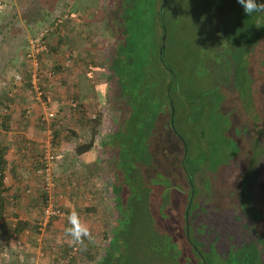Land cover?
Segmentation results:
<instances>
[{
    "label": "rangeland",
    "instance_id": "rangeland-1",
    "mask_svg": "<svg viewBox=\"0 0 264 264\" xmlns=\"http://www.w3.org/2000/svg\"><path fill=\"white\" fill-rule=\"evenodd\" d=\"M107 1L0 0V148L7 149L6 186H14L12 190L5 186L9 191L0 221L6 233H0V264H93L90 259L96 261L106 249L105 239L115 217L114 198L109 192L111 180L97 142L115 132L119 122L113 103H108L112 100L111 89L115 88L109 81L115 76L111 75L110 30L106 21L96 20L100 16L97 12L109 11ZM226 1L172 0V6L165 5L170 28L162 63L156 51L162 41L159 44L153 31L156 22L147 25L153 43L149 45L142 39L136 50L145 67L136 72L142 81L135 89H140L142 95L133 93L138 98L134 117L129 121L126 115L123 127H129L134 120L138 123L142 145L137 152L141 157L148 156L144 160L149 161L148 167L158 179L153 182L167 187L161 196L167 208L165 226L171 237L179 239L181 215L189 204L185 192L188 186L183 182L181 165L175 162L183 149L187 156L183 167L187 172L194 175V169H203L208 177L214 174L220 178L215 191L211 190V182L195 179L190 191V215L199 214L194 232L204 237L213 229L218 235L213 240L216 242L208 246L211 263L264 264V159L260 154L264 137L253 110L252 131L243 130L247 139L237 131L241 124L239 115L251 100L247 94L241 96V89L248 90L253 84L259 88V81L243 82L239 73L244 66L238 50L230 54L224 51L228 47V32L233 34L239 29L237 14L229 13ZM73 7L85 10L70 15ZM54 24L61 25L58 34ZM49 27L51 32L44 41L47 48L37 58L36 79L42 88V96L37 100L31 89L15 85L14 80L16 76L23 80L29 70H34L32 60H27L30 42ZM157 36L161 40L158 30ZM171 70L175 82L166 96L161 80H165L167 72L171 81ZM132 74L131 79L135 78ZM227 74L236 76V84H228ZM234 92L236 99L229 100ZM50 112L53 117L46 119ZM5 116L9 117L6 122ZM98 116L99 138H95L90 151L77 156L76 146L93 140L86 122L92 124ZM149 131L152 138L147 137ZM15 134L34 137L26 142H34L39 148L23 143L25 165L10 171L13 164L8 153L13 150ZM128 136L126 133L124 138ZM249 154L251 158L255 156L259 174L255 177L253 173L252 183L246 186L245 210L240 202L244 188L240 170L247 166ZM47 159L51 167L50 187H45L37 174ZM49 205L63 216L53 217L40 232L38 223ZM73 211L92 237L91 241L85 239L83 245L73 244L65 235V229L70 227L68 216ZM246 214L258 218L248 227L243 220ZM19 223H25L26 229L16 234L14 226ZM255 238L258 241L253 243ZM183 244L181 249L187 256L191 248ZM192 260L187 257L183 264H198L196 259Z\"/></svg>",
    "mask_w": 264,
    "mask_h": 264
},
{
    "label": "trees",
    "instance_id": "trees-1",
    "mask_svg": "<svg viewBox=\"0 0 264 264\" xmlns=\"http://www.w3.org/2000/svg\"><path fill=\"white\" fill-rule=\"evenodd\" d=\"M53 1L55 2V0ZM107 3L109 5V11L107 13L104 11L97 12L100 16L96 20L106 21L110 30V57L113 63L111 75L115 76L114 79H109V81L115 85V88L111 89L110 94L112 95V100H109L108 103H113L114 106L112 109H115L113 110L114 113L118 114L119 122L115 132L106 135L97 143L103 152L106 170L111 180L109 192L114 198L115 217L111 222L109 235L105 239L107 244L103 255L96 261L92 258L90 261H94L93 264H183V260H187L188 257V261L189 259H193L192 261L194 262L196 259L198 264H212L208 246L216 242H213V240H216L218 235H215L216 233L213 229L207 231L204 237H200L194 232V227L199 223V214L195 212L191 217V206L187 218H185V212L181 215L182 233L179 239L177 237L175 239L171 237V232L165 226L167 219L164 218V214L167 208L164 206L163 197L161 196L167 190V187L159 182H155L157 185L153 182L158 179L157 175H154L155 173L149 169V161L144 160L148 156L144 155V157H141L140 153L137 152L142 145L138 131L140 129L138 123H135L134 120V122L130 123L129 127H123V118L126 115L129 121L134 117L133 109H136L138 98L136 100L133 97V93L138 92V94L140 93L139 95H142L140 89H135L142 81L137 78L136 72L138 69L141 70L145 67L142 64L140 53L136 52V50L139 49V44L142 39H145L149 45L153 43L151 38L152 32L147 30V25H150L154 20L156 22L153 28L154 35L158 38L159 44H161V40L157 36V30L159 36H161L163 28L166 34L170 28L165 17L166 9L164 8L161 11L162 0H108ZM226 3L229 13L232 15L233 13L237 14L236 24L239 29L233 34L232 32H228V40H226L229 41L227 42L228 47L225 46L224 51L230 54L236 53L238 50L239 61L244 66L241 70L239 69L241 71L239 77H242L243 82L250 81V84H253L254 81L257 82V80L261 82L256 83L259 88L253 84L252 86L250 85V88L248 87V90L241 89V96L247 94L251 100L249 103L250 106L245 111H241L239 115L241 124L237 131L240 136H243L245 140L247 139V134L243 133V130L249 133L250 128H253L250 123L253 122L251 121L252 116L250 117V113L253 110V116L261 124V133L264 137V13H255L247 16L242 6L237 3V0H227ZM169 4L172 6V0L166 1L167 8ZM87 5L94 7V4L88 3ZM83 10H85L84 7H73L70 15L80 14ZM227 25L230 27V23H227ZM60 26L57 25L54 29V32H57V34L59 33L58 27L60 28ZM149 36L150 39L147 38ZM230 36L231 38H229ZM23 37H26V35L23 34ZM45 46L47 48L46 44ZM160 50L161 46H158V49H156L157 54ZM222 54L220 53L219 55ZM163 64H161L162 67ZM131 69L135 74L131 72ZM38 73L36 76H38ZM131 74L135 78L131 79ZM31 75L32 70H29L28 74L23 78V85H26V87L32 90ZM227 79L229 85H231V81H234L236 84L235 75L227 74ZM161 81L165 87L163 92H166L165 94L168 96L167 92H169V87H172L175 82L173 71L171 70V81H169L167 72L165 80ZM9 89L11 91L13 87L10 86ZM39 89L42 91V88L39 87ZM32 93L34 94L33 90ZM232 94L229 100L236 99V93L234 92ZM193 104L194 101L189 103L191 107ZM8 120L9 117L5 116L4 121L6 122ZM99 121L100 116L95 118L92 124L91 122H86L93 140L87 144H78L75 150L77 156H82L90 151L95 138H99L97 137V129L100 125ZM126 133L129 135L127 139L124 138ZM147 137L152 138L150 131L147 132ZM246 148L250 150L249 146ZM182 151L177 155L175 162L181 165L183 182L188 186L185 191L188 194L187 199L189 200L190 198L193 179L201 182L204 180L206 183L207 181L209 183L211 182V190L213 188L215 191L220 183V178L214 174L208 177L203 169H194V175L187 172L183 167L187 156L185 151ZM260 152L261 157L264 159V149L262 148ZM5 153V150L0 148V221L3 220L7 192L9 191L3 183L4 171L7 165L4 158ZM246 161L247 166L240 170V180L244 186L242 190L243 196L240 202L245 210L247 209L248 203V195L246 193L248 188L246 186L248 183H252L250 182V176L253 173L255 177L259 174L258 165H254L256 162L255 156L251 158L249 154ZM236 188L237 185H234L233 190ZM256 219H258L256 215L246 214L243 217L247 227L249 224L252 225V221ZM2 225L0 224L1 235L5 233ZM25 229L26 224L19 223L14 226L13 231L18 234ZM257 241L258 238H255V242L253 243ZM183 243L188 244L191 248V252L187 256L181 249L183 247L182 245H184ZM86 255L89 256V254ZM204 255L208 256L204 257Z\"/></svg>",
    "mask_w": 264,
    "mask_h": 264
},
{
    "label": "built area",
    "instance_id": "built-area-1",
    "mask_svg": "<svg viewBox=\"0 0 264 264\" xmlns=\"http://www.w3.org/2000/svg\"><path fill=\"white\" fill-rule=\"evenodd\" d=\"M57 23H60V21L58 20ZM56 25L57 24H54V26ZM49 32H51V27L41 30V32L36 37H33V40L30 42V51H29V54L27 55L28 57L27 60L30 62L29 59H31L32 67H34V70H32L30 81H31L32 90L37 100H40L42 96V92L39 89L37 79H36V73H37V67H38L37 58L39 54H42L46 50L44 40L46 39V36L49 34ZM14 84L18 86L22 85L23 84L22 78L19 76H16L14 80ZM52 117H53V113L50 112L49 114H46V119L47 118L50 119ZM50 171H51V167L49 165L48 159H47V162L42 164L41 168L37 171V174L44 180L45 187L51 186ZM55 216L62 217L63 214H60L59 212L54 211L51 205L45 208L42 212V217L40 218V221L38 223L39 225L38 230L40 232H43L44 229H46L47 226L49 225L50 220ZM61 263L62 262H60V264Z\"/></svg>",
    "mask_w": 264,
    "mask_h": 264
},
{
    "label": "clouds",
    "instance_id": "clouds-1",
    "mask_svg": "<svg viewBox=\"0 0 264 264\" xmlns=\"http://www.w3.org/2000/svg\"><path fill=\"white\" fill-rule=\"evenodd\" d=\"M247 16L255 13H264V0H237ZM70 227L65 229V235L71 238L73 244L83 245L85 239L91 241L92 237L88 227L81 221L77 212L73 211L68 216Z\"/></svg>",
    "mask_w": 264,
    "mask_h": 264
},
{
    "label": "crops",
    "instance_id": "crops-1",
    "mask_svg": "<svg viewBox=\"0 0 264 264\" xmlns=\"http://www.w3.org/2000/svg\"><path fill=\"white\" fill-rule=\"evenodd\" d=\"M12 116L14 118L16 117L15 114H12ZM26 139H33L34 140V137L26 138L25 134H23V136H18V135L15 134V141H14V145L12 147L13 150L12 149L10 151L8 150L9 151L8 157L12 158L10 163L13 164L11 167H9L10 171H12L14 169L18 170V168H22V165L23 166L25 165V162H26L25 160L26 159L24 157L25 156L24 154H26V152H25L26 150H24L22 148V146H21L23 143L32 145L33 147H35L34 149H36V147H38L37 144L34 143V142H30V141L26 142ZM6 151H7V149L5 150V152ZM4 156H5L4 158H5L6 162H8L7 154L5 153ZM7 169H8V167H7ZM3 183L6 186V177L5 176H4V179H3ZM11 184L9 186H6V187L11 188V190H12L13 189L12 187H14V186H13V183H11ZM14 193H16V192H14Z\"/></svg>",
    "mask_w": 264,
    "mask_h": 264
},
{
    "label": "water",
    "instance_id": "water-1",
    "mask_svg": "<svg viewBox=\"0 0 264 264\" xmlns=\"http://www.w3.org/2000/svg\"><path fill=\"white\" fill-rule=\"evenodd\" d=\"M166 1L167 0H162L161 11L163 10L164 6L166 5ZM165 40H166V32H165V29L163 28L162 37H161L162 44H161V50L159 52V57H160V62L161 63L163 62V52H164V49H165ZM184 146H185V144H184ZM192 194L193 193H191L190 198H189V202H188L189 204H188L187 210L185 212V218H187V214L189 212V208H190V205H191V197H192Z\"/></svg>",
    "mask_w": 264,
    "mask_h": 264
}]
</instances>
